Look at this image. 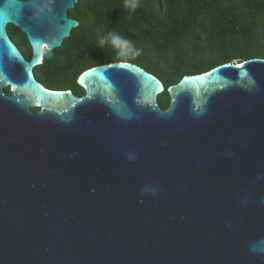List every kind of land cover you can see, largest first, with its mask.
I'll return each instance as SVG.
<instances>
[{
    "label": "water",
    "instance_id": "water-1",
    "mask_svg": "<svg viewBox=\"0 0 264 264\" xmlns=\"http://www.w3.org/2000/svg\"><path fill=\"white\" fill-rule=\"evenodd\" d=\"M77 1L0 0V264H264V58L184 75L166 109L128 61L51 90Z\"/></svg>",
    "mask_w": 264,
    "mask_h": 264
},
{
    "label": "trees",
    "instance_id": "trees-1",
    "mask_svg": "<svg viewBox=\"0 0 264 264\" xmlns=\"http://www.w3.org/2000/svg\"><path fill=\"white\" fill-rule=\"evenodd\" d=\"M81 2L89 9V19L61 47L46 51L43 64L35 70L48 89L84 94L78 85L83 72L122 61L106 38L109 31L131 40L139 50L128 62L163 82L159 102L165 109L170 103L167 88L184 75L264 58V0H139L135 11L124 7V0ZM21 41L30 57L28 39Z\"/></svg>",
    "mask_w": 264,
    "mask_h": 264
},
{
    "label": "clouds",
    "instance_id": "clouds-1",
    "mask_svg": "<svg viewBox=\"0 0 264 264\" xmlns=\"http://www.w3.org/2000/svg\"><path fill=\"white\" fill-rule=\"evenodd\" d=\"M124 7L135 11L139 7V0H124ZM106 38L110 42L111 47L116 50L117 57L121 58L123 62L135 59L140 54L131 40L118 33L109 31ZM100 43L103 46L104 41L102 40Z\"/></svg>",
    "mask_w": 264,
    "mask_h": 264
},
{
    "label": "flooded vegetation",
    "instance_id": "flooded-vegetation-1",
    "mask_svg": "<svg viewBox=\"0 0 264 264\" xmlns=\"http://www.w3.org/2000/svg\"><path fill=\"white\" fill-rule=\"evenodd\" d=\"M20 1H29V0H20ZM81 0H78L74 7L72 8H69L67 13H68V17L72 18V19H75V20H78L79 21V26L74 28L72 30V33H71V36L75 33V31H77L83 23H85V18H87V20L89 19V9L88 8H82L81 7ZM8 33H9V36L11 37V39L14 41V43L21 49V51L24 53L25 57L27 59H30V57H28L24 50L21 48L20 46V42H22L21 40L23 39H26L27 38V35L18 27H16L15 25H12V24H9L8 25ZM70 36V37H71ZM68 39V38H67ZM66 40V39H65ZM46 53V52H45ZM44 59H45V54H44ZM38 79V78H37ZM40 82V81H39ZM41 83V82H40ZM42 84V83H41ZM43 85V84H42ZM44 86V85H43ZM6 91L7 93H11L10 92V88L7 87L6 88ZM76 95H83V94H78L76 93L75 91H73ZM35 112L39 111V109H34Z\"/></svg>",
    "mask_w": 264,
    "mask_h": 264
},
{
    "label": "snow or ice",
    "instance_id": "snow-or-ice-1",
    "mask_svg": "<svg viewBox=\"0 0 264 264\" xmlns=\"http://www.w3.org/2000/svg\"><path fill=\"white\" fill-rule=\"evenodd\" d=\"M3 43H4L3 38L0 37V45H2ZM148 80L150 82L149 83V89L154 92L155 89L159 87V84H158V82H156L154 79H152L150 77L148 78ZM209 83L211 85H216V86H221L222 85V81H219V80H211L210 79ZM89 87H90V89H93V82L92 81H89ZM93 91H94V89H93ZM172 91L176 94L177 97H180L183 89L174 88V89H172ZM52 95H55V94H49L50 98H51ZM61 98H63V97H61Z\"/></svg>",
    "mask_w": 264,
    "mask_h": 264
}]
</instances>
